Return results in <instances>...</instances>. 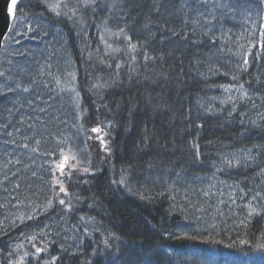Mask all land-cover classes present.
<instances>
[{
	"label": "trees",
	"instance_id": "trees-1",
	"mask_svg": "<svg viewBox=\"0 0 264 264\" xmlns=\"http://www.w3.org/2000/svg\"><path fill=\"white\" fill-rule=\"evenodd\" d=\"M170 8L185 33L166 27ZM23 22L29 31L17 25ZM262 45L264 0H21L0 55V143L8 138L4 162L21 172L0 167L4 262L7 249L31 246L47 258L57 251L55 264H264ZM76 86L82 111L71 99ZM167 91L185 103L181 113L152 114L135 154L121 158L116 150L127 152L135 135L134 105L165 102ZM79 117L83 132L116 140L110 167L128 173L132 194L112 185L103 167L58 171ZM156 132L185 135L168 143ZM172 146L191 147L190 154L174 152L161 170L149 163L140 184L130 160ZM221 152L210 174L207 165ZM232 165L233 174L221 176ZM82 196L103 219L102 238L84 252L56 248L51 238L60 229L51 230L61 219L44 214L74 210Z\"/></svg>",
	"mask_w": 264,
	"mask_h": 264
},
{
	"label": "rangeland",
	"instance_id": "rangeland-1",
	"mask_svg": "<svg viewBox=\"0 0 264 264\" xmlns=\"http://www.w3.org/2000/svg\"><path fill=\"white\" fill-rule=\"evenodd\" d=\"M18 26H22L21 28H23L24 31H22V29H20L19 31L22 32H26L29 31L30 29H26V25L24 24V22L21 24H17ZM107 38L110 40L112 37L109 33H107ZM115 36V35H114ZM21 38V37H20ZM20 38H17L16 40H19ZM25 38V37H24ZM117 38V37H115ZM15 40L14 43H16V48L19 47L18 42ZM26 42H28L27 40H24ZM5 46L3 45V50H4ZM105 52V50L103 51V53ZM73 86V85H72ZM93 90H90V92H92ZM14 95H18L20 93H13ZM26 94V92H25ZM73 98V99H72ZM71 99L73 100V103L75 104V106L78 104L79 107V100H80V95L77 91V86L73 87L71 90ZM74 106V108H75ZM82 111L81 107L77 108V110ZM79 111V112H80ZM76 109H75V116H76ZM79 123V124H78ZM81 125V119L79 117L76 126H75V131L72 137V139L69 142V147L67 148L66 157H62L61 161L59 162V165L61 163L64 164V168L66 165H71L73 168L77 167V171L80 168V164H83V166H85L84 171L85 173L88 171L90 172L91 170H95L97 165L94 164H87L85 162H81L79 159H81L82 157H88L90 156V158H101V157H106L109 161H110V157H109V153H111L112 148H111V141L107 138V134L105 133V136H97L96 133L93 131H89L87 127L86 131L83 132L80 129ZM5 133V132H4ZM4 133H2V136L4 135ZM70 134V136H71ZM121 134V133H119ZM8 138L3 137V141L0 143V167L2 166H9L12 170V173L17 175V176H21V172L19 167L12 163V162H4L5 157H7L6 153V147H5V143L8 142ZM101 141H103V143H101ZM86 144L90 145V149L85 148ZM12 149V148H11ZM5 150V151H4ZM66 158V159H65ZM19 162H22L21 160H17ZM19 165V164H18ZM8 167V169H10ZM58 170L61 171V169L58 167ZM106 170H109V172L114 175V177L116 178H112L111 184L112 185H117L120 188L123 189L124 192L128 193V194H132L133 192L131 191V189H133V185L135 186V183H132V181L129 179V175L126 171H120L119 169L116 168L115 165H112L110 168H107ZM153 174H157L155 175L156 177H158L160 175L159 170H155L153 172ZM70 209V208H68ZM76 212H78V210H76ZM70 216L68 218H65L64 220H62L61 222L63 223H67L71 225V228L67 231L63 230L62 227L61 229L63 231H59V234L56 235V239L55 238H51V245L56 244V248L57 245L59 244H64L63 245V249H66V251L69 250H80L82 252H84L85 249L93 247L94 245H92V243L94 241H100L102 236L100 232H96L93 230H90L88 228V226H90L91 224L88 221V217H79V216H75L74 219V224H71V219ZM56 230V229H52L51 231ZM66 232V233H64ZM44 235V232L42 231V236ZM28 243L31 242L33 243V238L29 239L27 241ZM42 242V240L40 241V243ZM48 243L46 241H44L42 243L43 245H47ZM44 247V246H43ZM40 249V248H37ZM9 250V252H8ZM32 250L31 246H28L27 249L24 248V250L22 249L21 251L17 249V247H12L7 249L8 252V259L4 262V256H1L0 254V264H55L56 260H55V254L57 251H54L53 257L50 255L47 258V255H40L37 254L36 251H34L33 253H30ZM61 250V249H60ZM40 251H42V249H40ZM62 251V250H61ZM80 251H77L75 254L80 253ZM51 252V251H50ZM60 253V252H58ZM29 256L30 259L32 260L30 262L29 260ZM46 259V260H45ZM42 260H45V262Z\"/></svg>",
	"mask_w": 264,
	"mask_h": 264
},
{
	"label": "bare ground",
	"instance_id": "bare-ground-1",
	"mask_svg": "<svg viewBox=\"0 0 264 264\" xmlns=\"http://www.w3.org/2000/svg\"><path fill=\"white\" fill-rule=\"evenodd\" d=\"M166 15L170 16V20L172 22V25L169 21L166 23V27L170 31H175L177 29L181 32L184 31L183 23L178 20V17L174 13L173 8L166 10ZM183 33H185V31ZM94 49H96V48H94ZM99 53H97V54H99ZM243 55H244L243 53L239 52L237 59L241 58ZM262 70L264 71V68ZM242 92L247 93V91H242ZM165 95H166V99H165L166 101L165 102L162 101L159 104H153V105L145 104L149 100H147V98H144L145 100L142 101V106H140L138 103H136L134 105L133 112H132L131 116L129 117V119L135 123V124L134 123H132V124L134 127H136L135 128L136 130H135L134 137L127 144L129 150L133 148L134 151L128 150L127 152H124L122 150V148L119 147L116 151L121 158L125 159L126 153L135 154L136 148H138V147H136V145H139L142 141L140 138L141 132L143 133V131L145 129V123L150 119V116L152 114L157 113L159 111H162V112H165L167 114L166 115L167 117L172 118L173 113L170 111L171 108H173L176 115L181 113L185 103L182 100H177L171 91H167V93ZM154 98H156V97H154ZM247 101H245V103ZM144 104L147 107H145ZM126 111H127V109H126ZM128 111L130 112L129 108H128ZM192 115H193L194 119H199L201 116V113L199 111H196ZM156 135L159 137H165V139L167 138L166 141L168 143H171V142L178 141V139L183 137V135H185V133L177 134V135L176 134L162 135L160 132H156ZM111 144L116 146V140L114 138L111 139ZM150 149L152 150L153 147H151ZM179 151L183 154H190L191 147L182 148L179 146H172L169 149H163L162 151L160 150L159 151L160 153L158 152V154H157V152L152 153V152L145 151V152H142L139 155L135 156L133 159H131L130 164H135V168L138 169L139 172L141 173L139 175V180H138L139 183L142 184L143 182L146 181L147 178L145 176V170H146L147 166H149V163L155 162L156 167L161 170L165 167L166 164L173 163V161H174L173 153L179 152ZM223 156H224V154L221 152L218 156L213 158L208 163L207 170L209 171V173L212 171L213 168H215L217 163L222 161ZM15 157L19 158V155L16 154ZM79 160L81 162H85V163L89 162L90 164H94V165H97L101 168L103 167L105 169L109 168L111 165L110 161L106 157L90 158V156H88V157H82ZM227 162H231V161L227 160ZM231 164H232V162H231ZM230 168L232 169V172H231V170H225L221 173V176L228 177V176H230L229 174H231V173L233 174V170L235 169L234 165H232V167H230ZM79 202H80V205L77 206L76 208H74V210L68 209V208L62 206V207H60V209L55 210L56 212L55 211H53V213L47 212L46 214H44V216L52 217V216H54V214H56L55 217H58L61 220H60V222H58V225L54 224L53 228L54 229H57V228L61 229V227L64 224L61 221L64 220L65 218H68L69 215H71L70 216L71 224H74V221H75L74 217L75 216L83 217V216L88 214L89 217L87 219H88L89 223L91 224L90 226H88V228L90 230L96 231L97 233L103 232V228H102L103 219H102V217H100L96 213L91 212V211L95 210L92 207V203L88 202L87 200H83V196L81 197V199H79ZM96 205L99 208V210H103L104 200L98 199L96 201ZM121 207L122 206H120V208ZM76 210H78V212H76ZM91 216H93L94 218H92ZM187 239H188V236H187ZM187 239L183 238L179 242L178 248L180 250H182L183 247L184 248L186 247ZM255 254H257V253H255Z\"/></svg>",
	"mask_w": 264,
	"mask_h": 264
},
{
	"label": "water",
	"instance_id": "water-1",
	"mask_svg": "<svg viewBox=\"0 0 264 264\" xmlns=\"http://www.w3.org/2000/svg\"><path fill=\"white\" fill-rule=\"evenodd\" d=\"M20 2L21 0H15V4H13V0H0V52L10 33L16 9ZM10 7L13 9L11 14L9 13Z\"/></svg>",
	"mask_w": 264,
	"mask_h": 264
},
{
	"label": "snow or ice",
	"instance_id": "snow-or-ice-1",
	"mask_svg": "<svg viewBox=\"0 0 264 264\" xmlns=\"http://www.w3.org/2000/svg\"><path fill=\"white\" fill-rule=\"evenodd\" d=\"M13 4H15V0H13ZM12 12H13V9L10 7V8H9V13L11 14ZM261 47L264 48V45H262ZM245 63H247V61H245ZM93 131H94V132H98L99 129H93ZM101 143H103V141H101ZM65 159H66V158H65ZM58 167L61 169V171L64 170V164H63V163H61ZM60 191H61V192H64L65 189H64L63 187H61ZM60 203L63 204L64 201L61 200ZM255 211H256L255 209H252L251 212L249 213V215H251L252 212H255ZM241 243H244V242L241 241ZM261 247H264V245H262ZM37 252H40V249H37Z\"/></svg>",
	"mask_w": 264,
	"mask_h": 264
}]
</instances>
